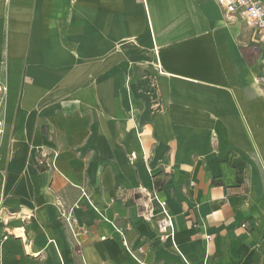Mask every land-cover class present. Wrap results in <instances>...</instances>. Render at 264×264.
Here are the masks:
<instances>
[{
    "label": "crops",
    "instance_id": "1",
    "mask_svg": "<svg viewBox=\"0 0 264 264\" xmlns=\"http://www.w3.org/2000/svg\"><path fill=\"white\" fill-rule=\"evenodd\" d=\"M263 58L215 0H0V264H264Z\"/></svg>",
    "mask_w": 264,
    "mask_h": 264
},
{
    "label": "built area",
    "instance_id": "2",
    "mask_svg": "<svg viewBox=\"0 0 264 264\" xmlns=\"http://www.w3.org/2000/svg\"><path fill=\"white\" fill-rule=\"evenodd\" d=\"M219 6L224 10L225 14L232 18L239 16L245 22L247 28L255 31L259 42L264 46V3L256 0H215ZM262 73L257 78V83L264 94V58L261 60ZM6 95V86L0 82V136L3 132V119L1 117L2 107ZM56 156L55 152L46 153L39 151L35 156V164L42 169H56ZM164 216L162 226L166 228L172 227L171 217L165 209V203L157 198L156 195L152 196ZM145 217L150 219L152 211L147 206L145 207ZM25 219H30V216H24ZM244 227V225H242ZM7 239V235L3 237Z\"/></svg>",
    "mask_w": 264,
    "mask_h": 264
}]
</instances>
